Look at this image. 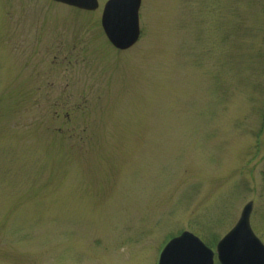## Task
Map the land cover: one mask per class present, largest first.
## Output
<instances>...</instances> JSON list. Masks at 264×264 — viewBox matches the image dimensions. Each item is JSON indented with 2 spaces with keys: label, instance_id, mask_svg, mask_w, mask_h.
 I'll list each match as a JSON object with an SVG mask.
<instances>
[{
  "label": "rangeland",
  "instance_id": "1",
  "mask_svg": "<svg viewBox=\"0 0 264 264\" xmlns=\"http://www.w3.org/2000/svg\"><path fill=\"white\" fill-rule=\"evenodd\" d=\"M105 1L0 0V264H155L248 200L264 244V0H141L121 50Z\"/></svg>",
  "mask_w": 264,
  "mask_h": 264
},
{
  "label": "water",
  "instance_id": "2",
  "mask_svg": "<svg viewBox=\"0 0 264 264\" xmlns=\"http://www.w3.org/2000/svg\"><path fill=\"white\" fill-rule=\"evenodd\" d=\"M85 9H95L97 0H64ZM140 0H108L104 6L102 25L110 41L125 48L138 35V7ZM249 202L234 228L216 245L221 264H264V246L252 233L248 216ZM212 251L197 237L183 232L164 248L159 264H212Z\"/></svg>",
  "mask_w": 264,
  "mask_h": 264
},
{
  "label": "bare ground",
  "instance_id": "3",
  "mask_svg": "<svg viewBox=\"0 0 264 264\" xmlns=\"http://www.w3.org/2000/svg\"><path fill=\"white\" fill-rule=\"evenodd\" d=\"M156 251H158V250L156 249Z\"/></svg>",
  "mask_w": 264,
  "mask_h": 264
}]
</instances>
